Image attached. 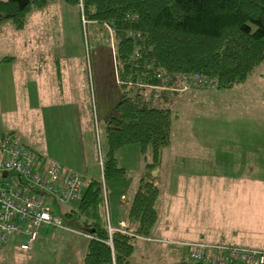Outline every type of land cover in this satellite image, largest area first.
Returning a JSON list of instances; mask_svg holds the SVG:
<instances>
[{
    "label": "rangeland",
    "instance_id": "rangeland-1",
    "mask_svg": "<svg viewBox=\"0 0 264 264\" xmlns=\"http://www.w3.org/2000/svg\"><path fill=\"white\" fill-rule=\"evenodd\" d=\"M115 45L112 28L106 23L89 21L82 0L75 3L50 0L43 7L33 8L26 14L21 29L10 22L1 24L0 57L13 59L0 65V135L12 134L35 152L47 155L45 150H49L58 156L47 160L58 163L63 170L70 169L86 182L99 178L100 158L107 150L105 119L108 113H115L121 94L115 77ZM234 88L180 90L171 108L172 115L176 111L177 119L172 117L170 144L163 149L159 178L155 177V184L159 181L157 217L146 235H134L135 258L145 253L153 260L149 255L151 248L162 242L171 246L175 254L176 250L187 251V255L181 253V262L177 264H201L190 258L196 243L205 246L235 243L245 250H264V196L258 198L256 215L247 223L258 236L236 242L222 239L217 236L216 184L208 177L212 168L204 167L211 155L207 150L209 128L216 129L217 118L221 126L232 128L233 134L239 127L248 128L252 115L256 117L252 127L264 129V61ZM241 94L243 99L237 100ZM225 100L229 103L223 106ZM244 117L247 119L242 123ZM170 146L177 147L169 149ZM186 146L196 150L204 160L201 166L172 165L187 152ZM116 158L118 165L125 168V174L106 181L103 186V208L112 223L114 218H126L121 203L125 204V198L131 203L139 180L137 169H144L137 143L120 148ZM157 171L152 175L156 176ZM204 177L209 179L200 189ZM48 203L52 212L59 213L52 198H48ZM59 205L64 213L74 208L76 202ZM120 221L124 225L118 226L119 231L128 232L126 220ZM60 226L41 227L37 242L28 251L20 250L12 242L0 245V264H81L91 234L72 220ZM108 226L109 223L111 245L112 231ZM139 240L149 245L144 246ZM158 263L170 264L159 259ZM130 264L139 261L134 259Z\"/></svg>",
    "mask_w": 264,
    "mask_h": 264
},
{
    "label": "trees",
    "instance_id": "trees-1",
    "mask_svg": "<svg viewBox=\"0 0 264 264\" xmlns=\"http://www.w3.org/2000/svg\"><path fill=\"white\" fill-rule=\"evenodd\" d=\"M48 1L0 0V25L10 22L21 29L28 11ZM82 4L89 21L106 23L113 30L121 94L115 113L105 119L107 150L100 177L87 181L74 208L62 213L60 203L56 205L65 225L75 221L92 236L81 264H128L134 235H146L157 217L159 188L152 171L170 141L171 108L181 90L177 75L203 76L218 89L242 83L264 61V0H82ZM131 143L139 145L145 165L128 208L129 231L113 230L109 245L103 186L125 174L116 153Z\"/></svg>",
    "mask_w": 264,
    "mask_h": 264
},
{
    "label": "built area",
    "instance_id": "built-area-1",
    "mask_svg": "<svg viewBox=\"0 0 264 264\" xmlns=\"http://www.w3.org/2000/svg\"><path fill=\"white\" fill-rule=\"evenodd\" d=\"M177 79L181 90L215 88L214 82L203 76L181 73ZM42 160L13 135H0V245L12 242L20 250H30L37 242L41 227L65 225L62 215L52 212L48 198L55 204L77 201L87 186L78 174L63 170L54 161L43 163ZM123 225L119 221L117 226L109 224L108 227L113 231ZM245 249L225 242L206 246L196 243L190 258L201 264H264V250Z\"/></svg>",
    "mask_w": 264,
    "mask_h": 264
},
{
    "label": "crops",
    "instance_id": "crops-1",
    "mask_svg": "<svg viewBox=\"0 0 264 264\" xmlns=\"http://www.w3.org/2000/svg\"><path fill=\"white\" fill-rule=\"evenodd\" d=\"M4 57L8 56L0 57V65L3 62L9 63L13 59L12 57H10L11 59L9 58L7 61H2V58ZM31 81L34 82L33 80ZM239 84L232 86V89L230 87V89H235L234 87ZM196 90L201 89H190V91L193 92H196ZM241 97H243V94H241L237 100L243 99ZM177 99L178 97L175 99L174 103ZM225 103L228 104L229 102H226V100L223 101V106L225 105ZM230 105L232 106V103H230ZM246 114L248 115V113ZM172 117H174L175 120L177 119L176 111ZM247 117L242 118V123L247 119ZM252 119V124L251 118L250 122H248V128L243 129L247 126L239 127V129L235 130V134H233L232 128L225 127V124L224 126H221L220 124H222V122L219 123V118H217V127L216 129L212 127L209 128L210 136L207 140V142L210 143V147L208 146L207 150L210 151L209 153H211V155L206 158V164H204V167L212 168L211 170L209 169L208 177L211 179V181H215L216 184V200L218 206L217 236L222 239L230 240L233 242H236L235 240L242 241L243 238H246V240H251L252 237L258 236L257 233L253 232V230H250V225H248L247 223L250 219L254 218L251 216L256 215L254 213V210L258 205V198L261 195L264 196V129L262 128V131H260L259 128H253L252 126L256 121V117L252 115ZM206 122L209 121L206 120ZM250 124L251 126H249ZM177 146H170L169 149ZM186 149L192 151V153L189 155V152L187 150L186 153L184 152L180 156V159H177L179 162L172 163V165L178 168H181L179 166H182L184 168H194V166L196 165L198 167L201 166L204 160L202 158H199L197 151L187 146ZM45 152L48 156L39 151L37 152V154L44 160H47V158H57L58 156L56 154H50L49 150H45ZM133 154L136 155L135 152ZM178 163H180L181 165ZM157 169L158 171L155 176L156 179L159 178V166ZM65 170L70 171V169L68 168H65ZM137 172H140L141 174L142 170L139 171V169H137ZM183 173L184 171L181 174ZM209 178L204 177L203 181H200L202 184L200 186V189L203 187V184L208 181ZM158 182L156 181L157 185H159ZM121 204L125 207L124 209L126 213V218H114V223H112L109 217L108 222L113 227L117 226V222L120 220H126L127 222V211L129 208V202L125 198V204ZM171 238L178 240L177 237L174 236H171ZM183 240L185 239H179L178 241ZM139 241L144 246L149 245V243L146 241ZM232 244L238 245L235 243ZM176 251L178 252L175 254L171 246H169L167 243L162 242L159 245H154L153 248H151V254L149 255L153 256V260H150V257H148V255H145V253H143L142 256H140L139 254V256L135 258L133 248L128 264H130L134 259L139 261V264H160L158 263V259L163 260L166 263L170 262V264H177L181 262L180 259L183 256L181 253L183 251L186 253L187 251Z\"/></svg>",
    "mask_w": 264,
    "mask_h": 264
},
{
    "label": "water",
    "instance_id": "water-1",
    "mask_svg": "<svg viewBox=\"0 0 264 264\" xmlns=\"http://www.w3.org/2000/svg\"><path fill=\"white\" fill-rule=\"evenodd\" d=\"M157 170L152 171V174H155Z\"/></svg>",
    "mask_w": 264,
    "mask_h": 264
},
{
    "label": "bare ground",
    "instance_id": "bare-ground-1",
    "mask_svg": "<svg viewBox=\"0 0 264 264\" xmlns=\"http://www.w3.org/2000/svg\"><path fill=\"white\" fill-rule=\"evenodd\" d=\"M99 158H100V153H99Z\"/></svg>",
    "mask_w": 264,
    "mask_h": 264
}]
</instances>
